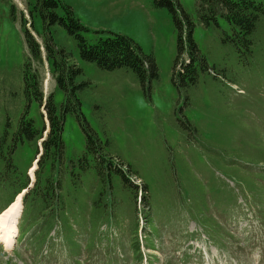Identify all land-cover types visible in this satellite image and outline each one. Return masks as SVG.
Masks as SVG:
<instances>
[{
	"label": "rangeland",
	"instance_id": "1",
	"mask_svg": "<svg viewBox=\"0 0 264 264\" xmlns=\"http://www.w3.org/2000/svg\"><path fill=\"white\" fill-rule=\"evenodd\" d=\"M61 1L89 41L125 35L153 59L157 74L142 85L132 70L78 61L90 81L77 91L82 113L111 154L109 177L126 181L114 178L98 199L96 177L108 176L86 171L81 155L74 171L84 178L76 186L67 178L64 209L53 222L40 218L38 202L22 197L18 236L11 248L0 242V264H264V18L254 60L244 54L239 63L222 31L200 23L198 0H173V8L155 0ZM33 2L0 0V137L16 128L28 102L37 126L46 129L48 96L57 105L67 102L47 57L42 17L30 14ZM188 19L209 67L199 76L202 66L197 69L194 84L179 74L191 52ZM26 27L40 44V60L31 57ZM27 74L37 80L29 97ZM79 114L68 112L64 125L69 158L88 143ZM16 142L13 162L35 178L36 149ZM6 156L4 146L0 211L17 189L4 177ZM109 163L101 161L103 172Z\"/></svg>",
	"mask_w": 264,
	"mask_h": 264
},
{
	"label": "trees",
	"instance_id": "2",
	"mask_svg": "<svg viewBox=\"0 0 264 264\" xmlns=\"http://www.w3.org/2000/svg\"><path fill=\"white\" fill-rule=\"evenodd\" d=\"M155 1L160 6L173 8V0ZM32 6L30 8L31 16L38 14L42 17L43 32L46 34L44 41L48 52L47 57L51 61L53 72L57 77L58 88L64 90L67 95V102L57 105L54 94L48 96L45 104L46 116L49 121L47 137L43 136L46 130L45 124L40 127L37 126L35 118L30 115L28 102L17 121L19 124L16 128L12 132H7L8 136L5 134L0 137V148L4 146L7 148L5 158L8 164L5 165L4 177L11 178L10 182H14L17 186L8 202L10 204L22 189L29 186L31 181L28 171L20 169L11 158V154L18 147L16 139L20 140L22 145L26 143L35 148L36 154L39 153L38 142L41 141L43 150L38 161V167L36 166L35 181L24 195V201L25 204L29 203L31 205L38 202L37 208L41 215L40 218L45 223H51L55 220L58 210L64 209L63 198L65 187H67L65 185L67 178L69 177L70 183L75 186L78 180L84 178L81 177L80 172L76 174L74 171V166L81 155H83L87 164L86 171L92 170L97 175L99 169L103 176L104 174L108 176L96 177L99 189L97 192L98 199H101L102 189H106L107 186L111 185L114 178H118L123 182L126 181V177L123 176L109 177V174L113 176V173H109L112 164L108 162L110 160L108 157L111 154L104 149L99 135L82 113L81 101L77 91L87 87L90 81L83 79L86 75L85 70L79 65L78 61L81 59L108 71L120 68L132 70L142 85H145L151 77L157 74V67L153 59L147 57L135 41L125 35L115 34L113 37L101 38L94 43L89 41L83 34L85 26L75 17L71 7L62 3L61 0H34ZM62 11L67 12L66 16L62 14ZM197 13L200 23L204 26H213L222 31L223 42L234 48L239 63L243 62L241 56L244 54H248L250 61L254 60L259 40L257 27L261 19L264 18L263 2L256 0H198ZM187 22L189 23L187 44L191 52L187 54L189 59L182 63L179 74L185 77L188 83L194 84L197 80V69L202 66V69L198 72L199 76L201 71L205 72L209 67H207L204 57L200 55V49L193 38L192 28L194 23L190 19ZM177 23L179 27L182 25L181 21H177ZM223 23H225V26H223ZM63 29L66 30V39L59 42L56 37L64 31ZM70 38L75 42L78 55L75 54L68 42ZM25 40L31 57L40 60L42 58L40 44L32 37L27 27ZM179 50L180 52L185 50L183 38H180ZM220 70L222 73L219 74H225V69ZM36 83L35 75L28 76L27 74L26 96L29 97V91H31V87H36ZM34 96L37 98L36 94ZM77 111L84 118L88 143L85 150L77 158H69L66 154L63 130L67 113ZM78 120L80 121L79 117ZM101 161L105 164L109 163L104 167V172L101 169ZM70 174L78 177H70ZM94 209L98 210L96 207Z\"/></svg>",
	"mask_w": 264,
	"mask_h": 264
},
{
	"label": "bare ground",
	"instance_id": "3",
	"mask_svg": "<svg viewBox=\"0 0 264 264\" xmlns=\"http://www.w3.org/2000/svg\"><path fill=\"white\" fill-rule=\"evenodd\" d=\"M36 166L34 164V169ZM32 169L30 170L31 173L34 171ZM22 197V193L18 194L17 198L0 212V242L5 248H11L18 236L17 223L23 208Z\"/></svg>",
	"mask_w": 264,
	"mask_h": 264
}]
</instances>
